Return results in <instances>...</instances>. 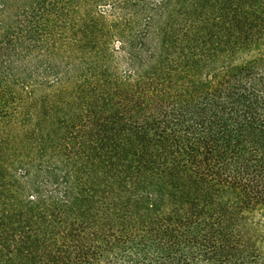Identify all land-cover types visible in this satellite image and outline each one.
Here are the masks:
<instances>
[{
    "label": "trees",
    "instance_id": "obj_1",
    "mask_svg": "<svg viewBox=\"0 0 264 264\" xmlns=\"http://www.w3.org/2000/svg\"><path fill=\"white\" fill-rule=\"evenodd\" d=\"M0 264H264V0H0Z\"/></svg>",
    "mask_w": 264,
    "mask_h": 264
},
{
    "label": "rangeland",
    "instance_id": "obj_2",
    "mask_svg": "<svg viewBox=\"0 0 264 264\" xmlns=\"http://www.w3.org/2000/svg\"><path fill=\"white\" fill-rule=\"evenodd\" d=\"M117 43V42H116Z\"/></svg>",
    "mask_w": 264,
    "mask_h": 264
}]
</instances>
